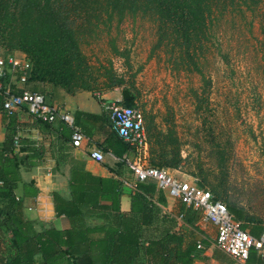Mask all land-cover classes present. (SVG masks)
<instances>
[{
  "label": "trees",
  "instance_id": "16d2710c",
  "mask_svg": "<svg viewBox=\"0 0 264 264\" xmlns=\"http://www.w3.org/2000/svg\"><path fill=\"white\" fill-rule=\"evenodd\" d=\"M231 14L241 19L258 16L264 59V0H0V49L4 52L2 56L22 54L31 64L27 82L59 87L68 94L89 92L103 104L106 103L100 100L101 94L124 88L132 98L119 102L132 108L136 97L124 77L114 73L111 67L99 70L101 66L91 65L83 45L103 35L110 38L111 30L127 18H147L156 24L155 49L162 50L182 71L199 75L203 87L209 88L211 83L205 77L201 59L212 51L220 23ZM114 41L112 38L108 41L111 52L124 57L125 53ZM110 130L113 137L108 148L121 157L128 145L117 135L113 123ZM145 132L149 164L179 170L185 160L172 131L152 133L146 128ZM19 140L9 119L0 145V264H34L36 256L41 264H195V245L184 246L181 235L171 225L174 216L185 225L198 228L197 222L204 219L201 211L186 207L172 197L177 200L171 208L172 218L164 216L169 226L166 224L158 238L144 239L140 234L141 226H153L158 212L149 200L164 201L153 184H138L133 194L126 195L130 202L127 213L114 206L121 198L117 187L108 190L101 184L102 190L97 192L88 187L77 194L73 192L71 202L53 195L56 216H65L70 227L66 230L45 227L34 233L31 224L23 218V204L15 193L19 184L26 194L32 193L20 183L19 170L28 158L20 157V152L25 150ZM197 180V185L206 189L205 182ZM208 191L214 200L225 204L244 232L255 238L264 233L262 219L222 198L216 188ZM101 200L112 203L113 212L109 213L112 224L108 221L105 226H86L84 221L89 213L85 208H97L100 210L97 213L104 214V206H99ZM130 214L140 216V227L127 220ZM248 263H261L254 249L250 250Z\"/></svg>",
  "mask_w": 264,
  "mask_h": 264
},
{
  "label": "rangeland",
  "instance_id": "374dc122",
  "mask_svg": "<svg viewBox=\"0 0 264 264\" xmlns=\"http://www.w3.org/2000/svg\"><path fill=\"white\" fill-rule=\"evenodd\" d=\"M258 27L257 15L231 14L220 23L216 45L201 59L209 88L155 49L156 24L147 18H127L111 30L124 57L111 52L106 35L82 48L91 65L124 77L145 130L172 131L185 160L180 171L264 221V59ZM74 97L68 99L86 110L98 108L88 92Z\"/></svg>",
  "mask_w": 264,
  "mask_h": 264
},
{
  "label": "crops",
  "instance_id": "0c3cea01",
  "mask_svg": "<svg viewBox=\"0 0 264 264\" xmlns=\"http://www.w3.org/2000/svg\"><path fill=\"white\" fill-rule=\"evenodd\" d=\"M12 84L16 90L42 94L50 106L70 113L74 119L75 127L84 135L81 146L73 148L70 139L71 129L61 121L43 125L33 120L25 109L7 115L3 110V102L0 104V145L8 121L12 119L20 138V146L25 150L19 155L22 159L28 158L23 161L19 170L20 183L28 186V190L30 189L32 193L26 194L25 189L20 184L15 193L23 204V218L31 224L33 232H40L45 227H55L62 230L70 227L65 216H56L53 195L65 202H71L73 192L77 194L87 190L88 187L96 190V192L101 191V184L108 190L114 189V187L121 190L120 202H116L114 206H119L121 212L127 213L130 202L125 197L128 194H133L136 188L133 189L124 185L125 180H132V175L126 165L119 160L123 157L132 159L134 152L129 146L121 157L110 152L108 142L113 137L110 130L112 121L109 113L104 109V104L88 92L98 102V108L86 110L79 104L78 100L71 101L68 99L69 97L75 98L74 96L78 92L85 91L68 94L59 87H52L43 83L26 82L23 84L13 80ZM100 100L104 103L118 102L123 100L122 93L115 89L101 94ZM94 149L103 152L104 160L102 162L99 163L90 159L89 153ZM170 173L181 181H194L193 178L180 170H170ZM144 184H153L156 190H159V193L164 196V201L149 200L158 209V212L154 218L153 226H141L139 232L144 239L158 238L163 228L167 227L166 224L169 226L164 216L169 215L172 218L171 208L176 206L177 200L172 199L167 191L158 189L152 181ZM33 193L35 195H32ZM100 205L104 206V214L97 213V208H93L94 210L89 206L85 208V211L89 213L84 221L86 226H105L108 221L112 224L113 218L110 217L113 212L111 201L101 200ZM108 217L110 218L108 219ZM129 218L127 220H132V225L137 228L140 227L139 215L130 214ZM172 219L174 221L171 225L172 229L181 235L183 245H195L197 251L195 264H233L232 259L215 246L217 233L211 223L201 218L197 222L198 228H194L185 225L178 217L173 216ZM34 264H41L39 256L35 257Z\"/></svg>",
  "mask_w": 264,
  "mask_h": 264
},
{
  "label": "built area",
  "instance_id": "2783aa9c",
  "mask_svg": "<svg viewBox=\"0 0 264 264\" xmlns=\"http://www.w3.org/2000/svg\"><path fill=\"white\" fill-rule=\"evenodd\" d=\"M30 71L31 64L23 55L17 53L0 55V96L3 99V110L7 115H11L25 109L33 120L45 124L61 121L71 129V146L79 148L84 135L75 127L70 113L50 106L42 94L16 90L13 87V80L25 84ZM104 108L111 117L117 135L134 152L132 159L123 157L119 160L126 165L132 175L131 181H124L125 186L134 189L138 184L154 182L158 189L167 191L171 197L181 201L186 207L202 212L204 219L212 223L216 229L215 246L228 255L233 264H247L251 249L257 252L260 264H264V233L255 238L244 232L239 222L228 212L225 204L214 200L211 192L199 187L195 180L181 181L173 177L169 169L149 164V144L136 104L129 108L118 101L106 103ZM89 157L99 163L104 160L103 152L98 149L91 150Z\"/></svg>",
  "mask_w": 264,
  "mask_h": 264
},
{
  "label": "water",
  "instance_id": "95a60500",
  "mask_svg": "<svg viewBox=\"0 0 264 264\" xmlns=\"http://www.w3.org/2000/svg\"><path fill=\"white\" fill-rule=\"evenodd\" d=\"M122 99L124 101L130 100L132 97L129 95V92L127 90H123L122 92Z\"/></svg>",
  "mask_w": 264,
  "mask_h": 264
}]
</instances>
